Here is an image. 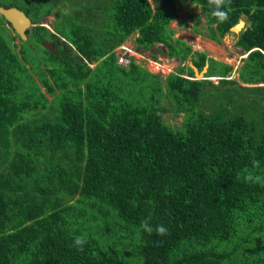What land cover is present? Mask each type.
<instances>
[{"label": "trees", "instance_id": "trees-1", "mask_svg": "<svg viewBox=\"0 0 264 264\" xmlns=\"http://www.w3.org/2000/svg\"><path fill=\"white\" fill-rule=\"evenodd\" d=\"M170 2L0 0L33 23L21 39L0 14V264H264V104L224 107L256 89L264 100V0H231L225 22L190 0L206 28L192 31L217 43L245 20L240 82L173 36ZM52 8L50 31L39 18ZM132 32L140 49L206 62L207 77L188 64L163 78L133 58L118 64L113 49Z\"/></svg>", "mask_w": 264, "mask_h": 264}, {"label": "rangeland", "instance_id": "rangeland-1", "mask_svg": "<svg viewBox=\"0 0 264 264\" xmlns=\"http://www.w3.org/2000/svg\"><path fill=\"white\" fill-rule=\"evenodd\" d=\"M167 6L173 11V17L168 23V26L173 31V36L185 40L187 43H189L193 50L204 51L207 55L212 56L213 58L231 64L232 67L228 71L229 73L226 77H231L232 79H236L240 82V80L237 78V68L241 62L242 56H244L245 53L235 43V32L228 30L221 37L220 42L217 43L202 34L192 31V25L199 27L202 31L206 29L204 25V13L199 9L197 4L190 2V0H172V2L167 4ZM54 9L55 8H52L51 12L41 15L39 18L40 23L46 26L50 31H52L51 25L53 24L55 18V14L53 12ZM195 16L198 18L197 21H195ZM182 20H185V23H183ZM9 29L11 28L9 27ZM135 34V32L130 33L125 40L115 46L114 52H123L125 56H131L135 62L141 64L151 72L158 73L160 76H162V78L166 75V73L174 71L178 65L188 64V56L183 61L176 57H166L163 53L164 46L160 43H154L148 49L138 48L134 45ZM12 41L16 43L17 38H14ZM151 53H154L155 57H152ZM216 77L217 76L210 77L211 82H217ZM252 84L261 85L262 82L247 83L246 85ZM255 94L257 95L256 97L251 95L249 98L242 101H238L239 99H236L235 101L238 102L234 103L233 105H225L224 107H227L229 112L228 114H231L233 110L239 106L236 104L240 103L250 111L252 109L256 110L260 106L259 103L264 104V100L259 99V97L262 96V91L260 89H256ZM166 101L167 100H164V103ZM244 115L249 117L246 111ZM162 117L171 126H175L180 124L183 115L181 113L174 114L168 110L162 113Z\"/></svg>", "mask_w": 264, "mask_h": 264}, {"label": "water", "instance_id": "water-1", "mask_svg": "<svg viewBox=\"0 0 264 264\" xmlns=\"http://www.w3.org/2000/svg\"><path fill=\"white\" fill-rule=\"evenodd\" d=\"M0 14L9 22L10 26L13 28L14 32L19 36V38L24 39L26 37L25 30L29 26L33 25L30 21L29 16L19 7L15 5L4 6L0 4ZM245 26V20L239 17L235 23L229 26V30L238 33ZM41 44L51 52H55L53 45L48 40H41ZM188 65L192 69L193 75L196 78L207 77L204 72L207 69V63L205 62L200 69H198L190 60H188ZM200 76V77H198ZM211 76H208L210 78ZM218 78V76L216 77Z\"/></svg>", "mask_w": 264, "mask_h": 264}, {"label": "clouds", "instance_id": "clouds-1", "mask_svg": "<svg viewBox=\"0 0 264 264\" xmlns=\"http://www.w3.org/2000/svg\"><path fill=\"white\" fill-rule=\"evenodd\" d=\"M231 0H208V5L210 8V15L214 17L219 22H225L229 19V5ZM131 58V56H130ZM254 168H258L260 166V162L255 159V155L253 154V158L251 161ZM245 181L252 182H260L262 178L258 175H254L252 172H249L245 177ZM142 229L148 233L152 234L154 229L150 225L149 220L145 219L141 222ZM155 232L159 236H165L168 234V229L164 225H157L155 228ZM88 243L87 239L84 236H77L74 239V246L79 251H83L84 245Z\"/></svg>", "mask_w": 264, "mask_h": 264}, {"label": "built area", "instance_id": "built-area-1", "mask_svg": "<svg viewBox=\"0 0 264 264\" xmlns=\"http://www.w3.org/2000/svg\"><path fill=\"white\" fill-rule=\"evenodd\" d=\"M115 56H116V62L118 64H122V65H125L128 62V60L130 59V57L125 56L123 54V52H120V53L115 52Z\"/></svg>", "mask_w": 264, "mask_h": 264}]
</instances>
